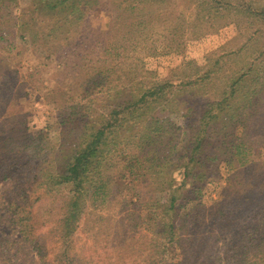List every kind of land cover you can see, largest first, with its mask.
I'll list each match as a JSON object with an SVG mask.
<instances>
[{
    "label": "rangeland",
    "instance_id": "obj_1",
    "mask_svg": "<svg viewBox=\"0 0 264 264\" xmlns=\"http://www.w3.org/2000/svg\"><path fill=\"white\" fill-rule=\"evenodd\" d=\"M30 1L16 0V6L3 12L0 18V34L3 36L0 40V76L4 75L5 84L12 86L9 94L15 93V102L9 109L18 107L16 112L20 113L29 128L30 139L25 151L35 158L32 134L34 138L42 137L41 147H52L50 157L54 158L56 148L63 142L62 130L69 108L59 105L57 93L53 91L57 90L68 61L61 55L48 56L38 36L21 28L27 18L23 9ZM123 1L105 4L107 0H98V4L87 5L84 25L76 27L77 35L84 29L87 38L100 34L113 37L112 44L124 38V33L129 36L124 39H142L139 49H142L143 69L153 72L159 80L173 85L183 83L198 72L202 75L209 59L238 52L224 57L221 62L223 68L193 93L177 95L170 91L166 102L153 114L169 117L179 128V142L185 144L192 129L198 126L199 115L205 106L216 101L217 87L222 86L224 75H243L242 87H239L234 99L236 103L240 100L241 104L231 106L230 116L218 120L217 129L207 147L208 151H216L221 158L208 171L200 193L193 200L198 205L195 209H199L193 221L201 226L198 234H203L205 240L201 242L199 238L193 244L190 220L182 221L178 232L184 239L182 245L188 264H202L203 261L204 264L206 261L209 264H253V257L260 249L255 226L264 224V218L247 219L242 213L239 221L229 230L234 235L231 237V234L222 233L216 242L218 226L212 222L211 213L224 193L229 194L237 188L234 181L231 182V175L239 168L235 157L237 145L242 144L245 157L254 168L264 170V27L259 28L256 21L246 18L242 11L235 13L221 9L216 13L215 10L203 9L196 1L183 0L172 2V19L161 14L153 22L149 15L144 14L142 24L129 19ZM243 1L249 3L252 11L264 5V0ZM130 21L138 25L130 27L127 25ZM127 30H133V33L129 34ZM88 45V55L99 57V47L89 42ZM127 52H122V55ZM88 55L84 58L87 59ZM187 100L191 109L185 116L183 108ZM104 103L98 99L93 105L100 109ZM91 117L92 114L87 113L84 119ZM79 124L82 126L81 122ZM71 128L73 136L66 141H80L82 137L76 127ZM220 152L227 158L226 161L222 160ZM34 158L26 162L23 159L24 164L16 173L18 179L14 183L0 182V264H64L67 259L58 256L64 245L70 264H160L159 252L154 249L150 237L152 224L159 215L157 209L164 206L165 196H157L158 192L150 189V179L132 185L128 174L120 178L117 168L107 171L109 190L106 200L103 203L89 200L74 233L64 243L58 239L56 231L63 213L60 198L67 191L61 189L58 195L52 196L38 187L39 179L34 177L37 176L35 165L39 157ZM55 159L50 163L56 169L66 161L65 155L60 152ZM40 166L43 168L44 164ZM191 181V178L186 180V190ZM23 195L30 211L27 217H31L24 221L18 214L12 215L7 211L8 204L19 201ZM23 201L20 200L21 207L26 213L27 206ZM247 233H251L249 238Z\"/></svg>",
    "mask_w": 264,
    "mask_h": 264
},
{
    "label": "trees",
    "instance_id": "obj_2",
    "mask_svg": "<svg viewBox=\"0 0 264 264\" xmlns=\"http://www.w3.org/2000/svg\"><path fill=\"white\" fill-rule=\"evenodd\" d=\"M114 1L116 0H107L105 4ZM173 1L123 2L126 4L129 19L144 24V14L149 15L153 22L161 14L172 19L173 11L170 6ZM183 1H196L198 6L215 10L216 13L221 9L233 10L235 13L242 11L246 18L254 19L259 28L264 27V5L252 11L249 3L243 0ZM98 3V0H31L23 9L27 18L21 28L38 36L48 56L61 55L68 61L67 69L53 93H57L59 105L68 107L69 111L62 130L63 142L56 148L54 158L50 157L52 147H41L42 137L34 138L31 134L35 158L32 157L25 151L30 139L29 128L20 113L16 112L18 107L9 109L15 102V93L9 94L12 86L8 87L4 75L0 76V182L14 183L18 179L16 173L22 169L24 160L26 162L39 157V162L35 165L38 172L34 177L39 179L37 186L52 196L58 195L61 189L67 191L60 198L63 213L56 231L58 239L65 243V239L74 233L89 200L93 203H103L106 200L109 190L107 171L117 168L120 178L128 174L132 185L148 178L151 180L150 189L158 192L157 196H165L164 206L157 209L159 215L152 224L150 237L154 249L159 252L160 264H188L182 245L184 239H181L182 233L178 230L182 221L190 220L189 230L193 236V244L199 238L201 242L205 240L203 234H198L201 226L193 221L195 213H199V209H195L198 205L193 200L200 193L208 171L221 158L216 151H208L207 147L217 129L215 125L218 120L230 116L231 106L241 104L240 100L236 103L234 99L235 93L242 87L243 75H224L222 86L217 87L216 101L205 106L199 115L198 126L192 129L185 144H182L178 138L179 128L173 121L167 116L158 117L153 112L166 102L170 91L177 95L193 93L208 83L223 68L221 62L226 55L209 59L202 75H198V72L183 83L173 85L159 80L153 76V72L143 69L140 56L142 49H139L142 39H124L129 37L124 33V38L112 44L113 37L100 34L95 38H87L84 29L77 35L76 27L84 25L82 23L86 6ZM16 4V0H0V18L3 12L11 11V7ZM250 12L251 17H248ZM117 18H120L119 14ZM127 25L131 27L138 24L130 21ZM127 33L132 34L133 30H127ZM0 40H3L2 34ZM88 42L99 47V57L88 55ZM122 52L127 53L122 55ZM86 54L87 59L84 58ZM236 54L238 52L234 51L225 58ZM98 99L105 102L100 109L93 105ZM187 104L188 100L183 108L185 116L191 109ZM87 113L92 114L90 119H84ZM71 127H76L82 137L80 141H66L73 136ZM77 143L79 145L74 147ZM59 152L65 155L66 161L56 169L50 162H55ZM220 153L222 160L226 161L227 158ZM245 155L242 144L237 145L235 157L239 168L231 175V182L234 181L237 188L229 194L224 193L211 213L212 222L218 226V234L214 239L216 242L220 234H231L229 230L239 221L242 213L246 214L247 219L257 216L264 218V170L254 168ZM40 164H44L43 168ZM188 178L192 181L186 190ZM24 198L25 195L19 201L9 203L7 207L9 213L18 214L23 221L31 218L27 217L30 211ZM187 198L190 200H186ZM20 200H24L27 206L26 213L22 211ZM255 229L260 249L253 257V264H264V224H256ZM233 235L234 233L230 236ZM246 235L249 238L251 233ZM63 248L58 256L67 259L64 264H70L68 250L65 245ZM206 264H209L208 261Z\"/></svg>",
    "mask_w": 264,
    "mask_h": 264
}]
</instances>
